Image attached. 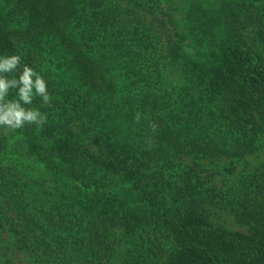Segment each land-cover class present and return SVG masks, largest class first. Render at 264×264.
<instances>
[{
	"label": "trees",
	"instance_id": "obj_1",
	"mask_svg": "<svg viewBox=\"0 0 264 264\" xmlns=\"http://www.w3.org/2000/svg\"><path fill=\"white\" fill-rule=\"evenodd\" d=\"M12 54L0 264H264V0H0Z\"/></svg>",
	"mask_w": 264,
	"mask_h": 264
},
{
	"label": "clouds",
	"instance_id": "obj_2",
	"mask_svg": "<svg viewBox=\"0 0 264 264\" xmlns=\"http://www.w3.org/2000/svg\"><path fill=\"white\" fill-rule=\"evenodd\" d=\"M18 70V78H9V74ZM13 89L16 98L8 99L9 91ZM34 97H40L46 106L51 105L52 96L43 76L27 64L22 66L18 54L0 56V128L17 130L25 125L42 126L47 115L37 108L25 107L33 103Z\"/></svg>",
	"mask_w": 264,
	"mask_h": 264
},
{
	"label": "rangeland",
	"instance_id": "obj_3",
	"mask_svg": "<svg viewBox=\"0 0 264 264\" xmlns=\"http://www.w3.org/2000/svg\"><path fill=\"white\" fill-rule=\"evenodd\" d=\"M250 161L256 163L257 161H259L257 158H250Z\"/></svg>",
	"mask_w": 264,
	"mask_h": 264
}]
</instances>
